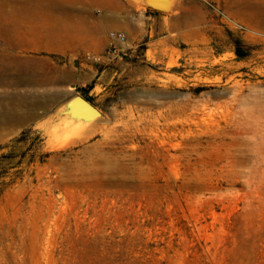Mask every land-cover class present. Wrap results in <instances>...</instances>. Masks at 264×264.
Segmentation results:
<instances>
[{
	"label": "rangeland",
	"instance_id": "rangeland-1",
	"mask_svg": "<svg viewBox=\"0 0 264 264\" xmlns=\"http://www.w3.org/2000/svg\"><path fill=\"white\" fill-rule=\"evenodd\" d=\"M232 1L5 5L86 16L91 45L111 41L79 82L77 38L23 49L0 29V264H264V24ZM140 14L135 37L109 34ZM75 93L100 114L69 118Z\"/></svg>",
	"mask_w": 264,
	"mask_h": 264
},
{
	"label": "crops",
	"instance_id": "crops-1",
	"mask_svg": "<svg viewBox=\"0 0 264 264\" xmlns=\"http://www.w3.org/2000/svg\"><path fill=\"white\" fill-rule=\"evenodd\" d=\"M23 0H2L0 7V29L4 30L3 36H6L8 43L13 46L16 45L21 48H39L46 47L50 48L55 44L70 43L72 37L78 39V47L82 50V56L79 58V61L76 65L77 67V78L79 82H84L86 79L91 78L94 72V63L91 60V56L97 55V52L104 51L105 46L111 40L106 36H101V45L93 46L89 42L88 37L96 34V29L89 32V18L72 16L70 14L59 15L54 13L55 7H41L34 6L32 8H14L12 10L6 9L5 5L8 3L21 2ZM36 1V0H35ZM30 4V3H28ZM33 5H35L33 3ZM53 12L54 14H52ZM39 13L48 14L47 17L39 16ZM143 14L140 15H128L127 18L113 21L112 26H115V29L125 32L128 36H136V28L134 30L133 25H138L139 22L143 19ZM152 26L151 32L154 30V21L155 17L152 15ZM90 23L94 26L96 25L95 19H91ZM101 25V24H100ZM100 33L103 32V28H99ZM6 31V32H5ZM88 31V32H87ZM92 31L94 33H92ZM96 36V35H94ZM41 37H46L41 41ZM64 37V39H63ZM76 40V39H75ZM74 40V41H75ZM91 40V39H90ZM5 51V50H2ZM7 58L9 61H14L16 67L12 68L10 75L23 76L26 79V82L34 78L37 74V68L34 64L29 63L30 60L21 58L20 55L16 52H11L7 50ZM90 55V56H88ZM0 56L5 64V57L3 52H0ZM31 62V61H30ZM34 62V61H33ZM4 73V72H3ZM35 93H31L34 95ZM30 101L26 98L23 99L20 110L15 113L19 118V122L25 118L28 114H22L21 110L26 103ZM33 113V112H32ZM31 113V114H32Z\"/></svg>",
	"mask_w": 264,
	"mask_h": 264
},
{
	"label": "water",
	"instance_id": "water-1",
	"mask_svg": "<svg viewBox=\"0 0 264 264\" xmlns=\"http://www.w3.org/2000/svg\"><path fill=\"white\" fill-rule=\"evenodd\" d=\"M147 6L160 11H168L174 0H141ZM62 111L76 121H88L100 114L96 105L81 93H75L65 101Z\"/></svg>",
	"mask_w": 264,
	"mask_h": 264
},
{
	"label": "bare ground",
	"instance_id": "bare-ground-1",
	"mask_svg": "<svg viewBox=\"0 0 264 264\" xmlns=\"http://www.w3.org/2000/svg\"><path fill=\"white\" fill-rule=\"evenodd\" d=\"M0 2H2V0ZM232 3H233V5L236 4V11L237 12L247 13V14L253 16L254 18H256L255 21L257 20L259 23L263 22L262 24H260V25H262V28H263L264 5H260V2H258V1L257 2L256 1L244 2L243 0H235V1H232ZM255 24H258V23H255ZM258 27H261V26H258ZM4 71H5V65H4V62L0 56V75L3 74Z\"/></svg>",
	"mask_w": 264,
	"mask_h": 264
},
{
	"label": "built area",
	"instance_id": "built-area-1",
	"mask_svg": "<svg viewBox=\"0 0 264 264\" xmlns=\"http://www.w3.org/2000/svg\"><path fill=\"white\" fill-rule=\"evenodd\" d=\"M109 34H110L112 37L117 38L118 40H124V39H125V34H124L122 31L111 30V31L109 32ZM108 50H109V51H112V50H113V47H109ZM88 56H90V55H88ZM91 57H93V58H95V59H98V58H99V56H96V55L91 56Z\"/></svg>",
	"mask_w": 264,
	"mask_h": 264
}]
</instances>
